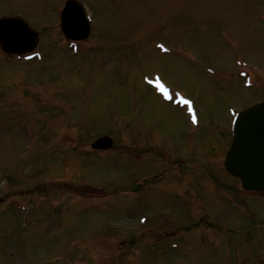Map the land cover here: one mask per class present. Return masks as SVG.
<instances>
[{"label": "rangeland", "instance_id": "374dc122", "mask_svg": "<svg viewBox=\"0 0 264 264\" xmlns=\"http://www.w3.org/2000/svg\"><path fill=\"white\" fill-rule=\"evenodd\" d=\"M62 1L0 0V14L23 13L28 23L41 30V49L47 57L43 64H37L40 67L28 64L6 69L7 65H0V173L8 179L2 185L0 178V211L7 200H16L17 207L18 201H28L25 210L4 206L5 212L0 213V264L47 263L58 251L69 257L67 264H264L260 258L264 253L262 238L254 232L248 238L241 230L231 238L226 236L225 225L235 231L241 229L242 223L236 212L224 206L222 192L196 173L193 176L187 170L182 177L156 182L163 184L158 193L165 195L160 206L154 200L144 201L146 188L138 195L143 201L130 197L126 204L120 201L126 205L124 210L117 206L118 185L123 182L124 187H133L135 167L132 162L117 166V162H122L118 155H127V144L139 147L132 144L130 151L146 148L149 144L141 140L142 131L146 139L153 136L154 147H161L154 150L164 148L166 166L172 165V157L177 153V158H184L191 134V146L196 150L194 161L207 166L209 172L214 170L219 177L218 154L226 142L225 136H218L215 129L221 132L230 106L240 108L260 101L264 95V21L259 19L264 0H83L98 22L94 36L104 48L76 58H71L72 48L83 49L87 43L73 47L61 37L56 9ZM148 22L152 24L147 30ZM159 23H163L162 28ZM120 36L122 41L118 40ZM129 37L128 44L133 47L124 42ZM158 39L172 43L178 52H155L151 44ZM56 45L63 51L57 50ZM236 57L258 69L259 74L254 77L257 86L245 87L241 76L235 77L238 80L224 77L235 69ZM205 66L215 76L207 74ZM60 72L68 85L75 83L66 92L68 85ZM153 72L183 95L200 99L202 112H197L200 124L195 131L177 109L142 84L140 77ZM16 78L28 81L31 87L36 79L37 92L43 100L53 93L66 98L77 93L82 98L70 99L74 101L67 119V111L64 115L62 110L48 112L45 107L39 108L32 94L31 107L28 102L13 105L12 101L26 97L20 95V87L13 83ZM46 104L47 101L42 105ZM63 106L61 102L60 107ZM25 113L31 134L20 133L22 127L7 119L12 115L18 120ZM66 123L67 132L62 130V134H67L69 147L73 144L76 148H88L86 140L109 133L113 145L106 156L115 155L114 159H102L95 152L84 153L89 157L71 153L60 139L54 144ZM125 123H129L130 129L124 127ZM77 125L85 136L81 145L76 144L79 140L74 137L78 135ZM98 155L104 157L103 152ZM149 157L157 162L156 156ZM121 167L127 171L121 173ZM152 168L159 166L142 165V171L151 172ZM92 180L99 181L101 188ZM151 192L148 190L147 200L151 199ZM183 192L184 207L178 210L173 200ZM251 195L248 199L253 203L252 209L264 221V198L259 202L258 196ZM31 197H36L39 204L43 201L37 209L39 220L47 215L52 226L32 222V226H38L31 228L23 223L37 215V206L30 204ZM63 198L79 203H60ZM52 201L60 203L58 216L51 210ZM171 201L174 209L169 210L168 220L158 223V219L167 216L165 208ZM90 202L92 207H88ZM203 212L208 214L202 216L203 220L213 216L207 222L211 229L195 227L191 222ZM136 214L156 219L148 227L135 224L139 217L132 226L127 225L126 217ZM120 219L125 222L119 224ZM222 222L225 225H219ZM189 224L192 228L186 231ZM122 235L132 240L124 247L126 250L116 242ZM172 241L178 244L175 249L169 246ZM84 242L85 246L80 247Z\"/></svg>", "mask_w": 264, "mask_h": 264}, {"label": "water", "instance_id": "95a60500", "mask_svg": "<svg viewBox=\"0 0 264 264\" xmlns=\"http://www.w3.org/2000/svg\"><path fill=\"white\" fill-rule=\"evenodd\" d=\"M224 163L245 187L259 189L264 185V102L243 111L236 119Z\"/></svg>", "mask_w": 264, "mask_h": 264}, {"label": "snow or ice", "instance_id": "6c2138e0", "mask_svg": "<svg viewBox=\"0 0 264 264\" xmlns=\"http://www.w3.org/2000/svg\"><path fill=\"white\" fill-rule=\"evenodd\" d=\"M185 103H188L187 101H185Z\"/></svg>", "mask_w": 264, "mask_h": 264}]
</instances>
